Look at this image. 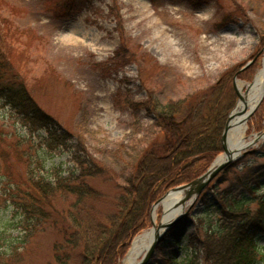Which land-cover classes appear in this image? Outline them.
<instances>
[{
    "label": "rangeland",
    "instance_id": "1",
    "mask_svg": "<svg viewBox=\"0 0 264 264\" xmlns=\"http://www.w3.org/2000/svg\"><path fill=\"white\" fill-rule=\"evenodd\" d=\"M226 13L232 18L223 22ZM262 36L264 0H211L199 5L188 0H0V52L24 79L40 107L63 128L80 135L87 151L110 169L114 181L104 177L90 180L110 198L119 192L116 184L124 182L143 148L162 139L154 116L134 108L131 102L143 101L147 90L162 102L178 100L206 88L225 71L233 74L232 85L234 81L241 94L263 66ZM121 43L126 52L117 57ZM251 59L254 61L243 74L236 75L234 71ZM234 90L230 111L240 100ZM245 123L246 139L253 143L219 170L196 197L183 202L187 213L171 226L167 236L168 243L181 244L157 251L152 264L167 260L165 251L186 256V237L203 230L199 228L202 193H211L214 187L221 191L240 187L241 178L248 174L244 164L264 160L255 156L264 154V136H254L264 132V95ZM16 134L30 133L0 100V149L8 151ZM41 136L43 131L32 134L34 150L43 144ZM22 146L29 151L27 142ZM37 153L48 167L71 165L65 152ZM221 153L224 150L216 156ZM31 154L36 156L34 151ZM3 159L7 172L20 174L23 168L18 167L17 157L9 156L12 164L7 156ZM226 167L227 173L218 175ZM98 205L107 209L110 199ZM151 208L148 225L136 235L153 226ZM162 212L159 205L156 225ZM17 220L9 210L0 208V227L5 224L7 243L16 246L7 250V256L13 254L15 264L53 263L52 244L60 239L57 230L44 224L24 236ZM256 239L264 246V234ZM199 263L205 264L200 254Z\"/></svg>",
    "mask_w": 264,
    "mask_h": 264
},
{
    "label": "trees",
    "instance_id": "2",
    "mask_svg": "<svg viewBox=\"0 0 264 264\" xmlns=\"http://www.w3.org/2000/svg\"><path fill=\"white\" fill-rule=\"evenodd\" d=\"M188 1L199 5L211 0ZM231 18L232 14L226 13L222 21ZM125 52L121 43L116 56L123 57ZM232 75L222 72L206 88L178 100L162 102L147 90L143 101L131 102L134 108L154 116L162 139L143 148L124 182L116 184L119 192L110 198L90 182L100 177L114 181L110 169L87 151L80 135L63 128L40 107L24 79L0 52V100L30 133L16 134L8 151L0 149V208L18 217L16 225L24 236L44 224L57 230L60 239L52 244L53 263L48 264H117L133 237L148 225L151 205L169 188L201 174L222 150L221 134L235 99ZM40 131L44 132L43 144L37 150L67 153L68 168L46 166L33 148L32 134ZM24 142L29 151L22 146ZM10 155L19 159V168L22 165L18 175L5 170L3 158L7 156L9 161ZM255 156L264 158L263 153ZM243 167L248 174L241 178L240 187L223 191L214 187L211 193H202L199 228L203 230L186 237V256L165 251L168 259L158 264H200L199 254L205 264H264V246L256 239L264 234V160H250ZM107 198L111 205L103 210L98 202ZM4 225L0 227V264H15V256H7V250L16 246L7 243ZM167 236L158 244V252L181 244L168 243Z\"/></svg>",
    "mask_w": 264,
    "mask_h": 264
},
{
    "label": "bare ground",
    "instance_id": "3",
    "mask_svg": "<svg viewBox=\"0 0 264 264\" xmlns=\"http://www.w3.org/2000/svg\"><path fill=\"white\" fill-rule=\"evenodd\" d=\"M246 91H241V98L237 103L236 107L232 111L231 118L229 120V129L227 132L226 148L231 155L238 154L242 149L247 148L250 145V141L246 139L245 129L246 120L244 115L260 100L264 91V58L263 66L257 71L252 82L246 84ZM241 88V86H240ZM241 90V89H240ZM246 109V113L244 110ZM257 137L264 136V132L254 135ZM221 153L216 162L223 161L226 159L229 153ZM215 162V163H216ZM185 193V189H177L169 191L158 203L163 208L162 221L169 220L172 217L179 216L185 209V204L181 201ZM155 205L152 210V220L154 225L136 235L133 239L132 244L119 264H137L140 257L145 253L149 244L151 243L155 229L157 227V207Z\"/></svg>",
    "mask_w": 264,
    "mask_h": 264
},
{
    "label": "water",
    "instance_id": "4",
    "mask_svg": "<svg viewBox=\"0 0 264 264\" xmlns=\"http://www.w3.org/2000/svg\"><path fill=\"white\" fill-rule=\"evenodd\" d=\"M253 61H254V59H251L250 61H247L245 63V65L242 66L239 69V71H241V70L245 69L246 67H248ZM233 85H234L239 97L241 98V94L238 92L234 81H233ZM263 95H264V91H263V94H262L260 100L255 105V107L251 108L247 113H246V109L244 110V112L246 113L244 115V119L245 120L254 112V110L256 109L257 105L262 100ZM231 115H232V111L229 113V115L227 117L226 124H225V126L223 128V131H222V134H221L222 149L224 150V152L227 151L226 140H227V132H228V129H229V120L231 118ZM250 142L253 143V140L250 141ZM227 153H229V152L227 151ZM238 154L231 155L229 153L225 160L219 161V162H216L219 155L216 156L215 159L210 164V166L201 175L197 176L196 178H194V179H192V180H190L188 182L173 186L172 188H170L168 190V192L171 191V190H177V189L183 190V189H185L184 196H183V198L181 200L182 202L187 201V199L192 197V196L196 197L206 187V185L213 179V177L216 175V173L219 170H221L227 163L232 161V159L236 158L238 156ZM167 193H165L163 196L159 197L156 200V202L153 204V206L151 208V214H152V210H153L154 206L157 205ZM186 213H187V211H183L179 216H177L175 218L172 217L169 220L162 221V222L158 223V225H157V227L155 229V235H154L151 243L149 244V246L146 249L145 253L141 256V258L139 259L137 264H150V263H152L153 256L156 253L157 245L161 241L162 236L171 228V226H173L177 222H179V220H181ZM151 221H152V216H151ZM153 225H154V223H153Z\"/></svg>",
    "mask_w": 264,
    "mask_h": 264
}]
</instances>
